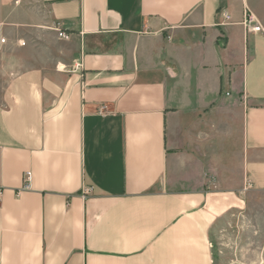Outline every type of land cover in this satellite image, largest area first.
<instances>
[{"label": "crops", "instance_id": "obj_1", "mask_svg": "<svg viewBox=\"0 0 264 264\" xmlns=\"http://www.w3.org/2000/svg\"><path fill=\"white\" fill-rule=\"evenodd\" d=\"M0 89V264H226L264 227V0H0Z\"/></svg>", "mask_w": 264, "mask_h": 264}, {"label": "rangeland", "instance_id": "obj_2", "mask_svg": "<svg viewBox=\"0 0 264 264\" xmlns=\"http://www.w3.org/2000/svg\"><path fill=\"white\" fill-rule=\"evenodd\" d=\"M52 26H47L46 31L52 33L55 35V43H40L41 45H38V42L36 40L32 41V44L34 47L40 48L42 46H45V48H49L50 51H52V54L49 56L51 60L56 59V53L57 50H60V46L58 45V42H61L63 40H59L56 36V33L53 31ZM29 41L19 39L17 41V46L19 48H25L27 47ZM4 44V41L2 42ZM2 89H0V92ZM257 235L253 237L252 232L248 231L245 228L241 229L240 235L238 234L237 237V247H229V244L232 242L231 239L227 240L226 242V248H225V261L226 264H264V227L260 228L258 225L257 227ZM216 253V250L214 251Z\"/></svg>", "mask_w": 264, "mask_h": 264}, {"label": "built area", "instance_id": "obj_3", "mask_svg": "<svg viewBox=\"0 0 264 264\" xmlns=\"http://www.w3.org/2000/svg\"><path fill=\"white\" fill-rule=\"evenodd\" d=\"M225 19L227 20L228 17L226 16ZM242 25L245 27L246 31H248V32L258 33L261 31V27L257 24L255 18L250 13H248L247 11H245ZM52 29L56 33V36L59 40L67 41L69 39V35L62 30V28L59 24L54 25ZM2 42H3V40H2ZM80 67H81V64H78L71 71L74 72L75 70L80 69ZM98 114H100V115L106 114V112L104 111V108H101V110L98 112ZM30 179H31V173L30 172H24L22 174V180H21L22 184H21V187L18 190L17 194H19L22 191H26L29 189ZM91 192H92V189L90 187H86L83 189V195H89ZM1 194H2V191L0 190V197H1Z\"/></svg>", "mask_w": 264, "mask_h": 264}]
</instances>
